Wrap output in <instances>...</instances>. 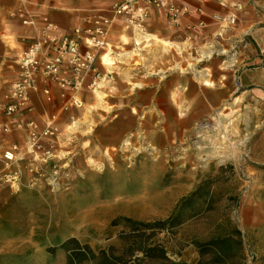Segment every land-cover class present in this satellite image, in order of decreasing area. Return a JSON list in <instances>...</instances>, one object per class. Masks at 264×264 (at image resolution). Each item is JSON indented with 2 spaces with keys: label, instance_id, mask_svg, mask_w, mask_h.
<instances>
[{
  "label": "rangeland",
  "instance_id": "rangeland-1",
  "mask_svg": "<svg viewBox=\"0 0 264 264\" xmlns=\"http://www.w3.org/2000/svg\"><path fill=\"white\" fill-rule=\"evenodd\" d=\"M128 28L101 54L83 106L56 108V156L20 168L32 216L18 231H32L33 242L0 264H66L65 249H47L63 229L116 264H264V29L233 40L210 33L186 46ZM205 177L215 181L173 227L131 229L119 219H165ZM224 237L232 252L223 261L196 247ZM142 245L165 257L143 256Z\"/></svg>",
  "mask_w": 264,
  "mask_h": 264
},
{
  "label": "built area",
  "instance_id": "built-area-1",
  "mask_svg": "<svg viewBox=\"0 0 264 264\" xmlns=\"http://www.w3.org/2000/svg\"><path fill=\"white\" fill-rule=\"evenodd\" d=\"M218 3L239 8V4L228 0H219ZM154 10L162 12L168 28H180L187 38L196 36L206 26L201 16L192 20L188 6L175 0H122L113 4L107 13L84 17L69 32H62L48 16L37 21L25 17L21 10L10 12L11 16L19 17L22 24L37 29V33L18 54L15 77L3 94L0 135H7L13 129L22 131L24 143L20 146L11 142L3 150L0 185L11 188L18 185L21 170L12 166L19 159L18 152H21L20 159L33 160L34 164L56 156L57 115L35 116L32 94L37 93L44 104L58 101L59 111L81 108L84 104L82 92L94 83L97 64H102L101 54L107 46L113 24L121 21L142 34L150 33L147 23ZM211 17L221 30L235 25L233 13L217 12Z\"/></svg>",
  "mask_w": 264,
  "mask_h": 264
},
{
  "label": "crops",
  "instance_id": "crops-1",
  "mask_svg": "<svg viewBox=\"0 0 264 264\" xmlns=\"http://www.w3.org/2000/svg\"><path fill=\"white\" fill-rule=\"evenodd\" d=\"M122 0H0V115L3 104V94L7 84L15 77L17 70V56L20 51L25 48L27 41L33 38L37 29L30 25L21 23L19 17L11 16V11L21 10L25 17L34 18L37 21L42 16H48L51 20L56 22L62 32H69L70 29L80 22L84 17L97 14L106 13L111 6ZM177 3L187 5L191 11L192 20L194 17L201 16L205 21L206 26L201 28L196 36L185 37L180 28H168L165 25V18L160 10H154L147 26L150 33L148 35H159L162 40L169 42L185 43L190 46L191 40L201 41L210 37V33L216 36L217 33L221 37L228 39H235L242 34H247L253 37L260 29L257 27L259 20L258 15L254 11L258 10L264 4V0H228L231 3L239 4V8L230 5H220L219 0H175ZM263 3V4H262ZM262 8V7H261ZM237 13L238 20L234 26H230L231 30H221L218 23L212 19V13ZM186 21V20H185ZM264 24V21H262ZM237 24V27H235ZM126 24L117 21L113 24L108 36V46L110 41L125 29H129ZM236 30V32H235ZM245 31V32H244ZM249 38V36H247ZM195 41V42H197ZM48 54V53H47ZM101 83V82H100ZM100 83L98 85H100ZM97 96L103 94L102 92H95ZM104 95V94H103ZM106 96V94L104 95ZM104 98V97H103ZM102 98V99H103ZM52 109L49 105L48 109L40 100L37 93L31 96V104L34 109V114L37 117H44L47 114H58L56 108L59 103ZM56 112V113H55ZM14 123V119H11ZM11 142H17L20 146L24 143V132L13 129L11 133L0 135V169H3L2 152ZM19 158L12 163L13 167L21 168L24 171L27 167V160L21 158V152L17 153ZM22 175V174H21ZM20 184L15 191H11L7 185L0 186V255H5L18 251L19 249H28L32 243L33 232L27 231L19 232L18 229L28 225L27 218L32 216L28 211L30 206L28 198L31 201V190H26L27 184L24 183L22 176H20ZM26 220L25 225L21 222ZM75 232V229L72 230ZM71 231L65 229L54 233L53 238L60 243L70 235H74Z\"/></svg>",
  "mask_w": 264,
  "mask_h": 264
},
{
  "label": "trees",
  "instance_id": "trees-1",
  "mask_svg": "<svg viewBox=\"0 0 264 264\" xmlns=\"http://www.w3.org/2000/svg\"><path fill=\"white\" fill-rule=\"evenodd\" d=\"M215 181L209 177L201 179L196 185L195 189L191 190L186 195L181 196L174 205L171 213L162 220H155L152 222H141L132 219L127 216H120L119 219L130 226L131 229H137L138 226H143L148 229H166L173 227L182 222V217L186 208L193 205L209 189V185ZM118 218L112 221V224L118 223ZM239 233V232H237ZM231 238L224 237L219 239H213L205 243L195 242L196 247L201 255L210 254L213 255V261L220 262L228 258L232 252ZM56 247H61L67 252L66 264H80L85 261H96L97 264H116L115 258H112L106 253L105 249H100L97 253L87 243H80L74 236H69L61 241L58 246H49L48 251L52 252ZM143 252L145 257H158L164 258L165 252L163 248L158 246L142 245L138 247ZM168 264H184L182 262L170 261Z\"/></svg>",
  "mask_w": 264,
  "mask_h": 264
},
{
  "label": "bare ground",
  "instance_id": "bare-ground-1",
  "mask_svg": "<svg viewBox=\"0 0 264 264\" xmlns=\"http://www.w3.org/2000/svg\"><path fill=\"white\" fill-rule=\"evenodd\" d=\"M127 25V24H126ZM133 27V26H132ZM135 28V27H134ZM140 35V34H139ZM142 37L144 36V37H147L146 38V40H150V39H152V40H155V42H157V43H159V44H161V45H166L167 43H165V41L164 40H161V39H159V38H157V37H155L154 35H147V34H142L141 35ZM151 37V38H150ZM108 47V42H107V46H106V48ZM161 47V46H160ZM106 48H105V50H106ZM105 50H103L102 52L104 53V51ZM209 53H210V51H209ZM204 55H206V54H204ZM208 56V55H207ZM201 60V59H200ZM205 84H206V81H205ZM134 86L135 85H137V84H133ZM97 88V87H96ZM96 88L94 89V91L96 90ZM103 94H99L98 95V104L97 105H103V103H104V101H103ZM102 107H105V105L104 106H102ZM203 148H205V147H203ZM200 149H202V147H200ZM209 157V156H208ZM80 217H78L77 215H74L72 218H71V222H72V225L74 224V222H76L78 219H79Z\"/></svg>",
  "mask_w": 264,
  "mask_h": 264
}]
</instances>
